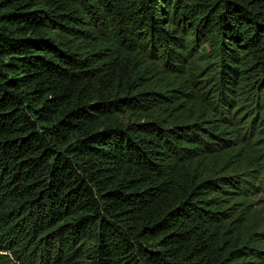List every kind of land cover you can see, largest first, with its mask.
Listing matches in <instances>:
<instances>
[{
  "label": "trees",
  "instance_id": "16d2710c",
  "mask_svg": "<svg viewBox=\"0 0 264 264\" xmlns=\"http://www.w3.org/2000/svg\"><path fill=\"white\" fill-rule=\"evenodd\" d=\"M0 264H264V0H0Z\"/></svg>",
  "mask_w": 264,
  "mask_h": 264
}]
</instances>
